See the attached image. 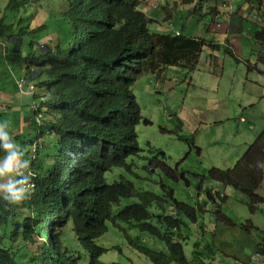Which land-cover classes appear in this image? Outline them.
I'll return each mask as SVG.
<instances>
[{"label":"clouds","instance_id":"9594fccd","mask_svg":"<svg viewBox=\"0 0 264 264\" xmlns=\"http://www.w3.org/2000/svg\"><path fill=\"white\" fill-rule=\"evenodd\" d=\"M245 4L249 0H242L240 8L237 0H0V51L8 69L14 73L17 66L20 73L14 74L16 91H0V264H146L140 254L152 264H264V221H256L243 193L251 219L245 213L237 222L223 213L232 196L231 187L212 176L218 166L202 176L206 201L199 207L179 200L164 182L161 194L136 185L154 182L159 168L181 180L178 169L166 165V153L150 144L141 148L139 127L153 121L144 115L135 89L150 94L156 87L163 93L173 84L167 68L196 75L207 65L205 57L208 71L216 75L215 53L223 42L241 67L245 57L236 47L253 39V47L263 50L256 35L264 25L234 41L221 29L224 19L236 18ZM245 12L242 23L250 20L251 12ZM179 13L181 29L174 21ZM192 27L206 36L193 35ZM239 31L245 33L238 26L232 36ZM157 35L202 42L198 64H162L152 70ZM25 37L36 49L27 55L21 49ZM255 55L264 65V55L256 50ZM252 60L247 58L246 66L263 74ZM176 117L182 127V110ZM116 168L127 175L110 183L107 175ZM259 195L264 197L263 191ZM124 199L136 202L123 205ZM199 212L206 218L218 215V225H202ZM189 221L206 235L205 242L192 245L190 256ZM109 222L140 232L127 236L137 251L133 259L121 250L105 256L109 250L98 240ZM146 239L161 241L164 250L148 246Z\"/></svg>","mask_w":264,"mask_h":264},{"label":"rangeland","instance_id":"374dc122","mask_svg":"<svg viewBox=\"0 0 264 264\" xmlns=\"http://www.w3.org/2000/svg\"><path fill=\"white\" fill-rule=\"evenodd\" d=\"M1 12L2 6L0 5V14ZM174 21L175 25L181 29L182 14L179 13L176 20L174 17ZM240 30H245V33L239 31L230 39L234 41L236 36L244 34L246 36L248 34L247 23H242ZM250 41L255 42L253 39ZM218 43H222V40H219ZM21 49L23 55L36 50L32 47L28 37H25ZM255 49L264 55V49L258 47ZM211 51L207 48L206 53L212 55ZM251 52L254 53L255 50L252 49ZM215 54L217 58L216 75L208 71L210 60L205 57L203 64L207 63V65L200 66L196 75L177 66L167 68L164 73H167V77L173 84L169 90L163 93H157L156 87L152 88L150 94L135 89L139 103L146 110L144 115L153 121L152 125L139 127L141 148L148 149V144H150L151 147L160 150L159 154L166 153L169 157L165 162L166 165L174 171L178 169V173H180L178 178L181 180L175 181L167 172L159 168L153 175L154 182L137 181L136 185L143 190L161 194L160 182H164L168 188L174 189L179 200L196 207L205 205L206 201V195L200 192V186L204 182L202 176L207 175L212 168L217 166L224 170L234 168L246 154L250 145L264 131V88L253 85V82L257 81L264 86V80H262L264 78L260 79L255 73V69L250 71L246 66V56H244L245 61L240 67L238 60L227 53V46L224 42ZM238 54L243 56L239 50ZM253 56L255 60L252 62L258 63L262 67L258 57L255 54ZM0 71V91H16L14 74L20 76L19 68L14 67V73L11 72L5 64L1 51ZM182 72L183 74H181ZM176 81L178 84L175 88ZM154 82L155 80H152L151 84L153 85ZM180 110H182V118L185 121L182 127L179 126L181 122L176 117V113ZM255 111L262 117L261 124L257 123L258 120L251 119L250 113L253 114ZM178 137L185 140H180ZM153 155L152 153L149 156ZM184 173L186 174L185 179H181ZM121 174L127 175L122 168L114 169L107 175L108 181L114 182ZM175 174L177 175V173ZM260 191H263L264 194V183ZM228 193L232 196V200L224 205L226 209L223 213L237 222L244 220L245 213L251 219L252 213L246 204L247 197L232 188ZM134 202L136 201L133 199H124L123 205ZM254 214L258 216L257 222L264 221V208L256 209ZM209 215L210 217L206 218L200 213L199 222L214 229L218 225V215ZM197 225L198 223L195 225L192 221L188 222V227L192 229L189 232V245L186 247L188 256H190L191 247L193 248L192 245L196 241L203 239L205 242L206 235L202 236L201 229L196 228ZM123 226L127 228V225L123 224ZM108 227V232L98 240L100 245L109 250L105 256L108 257L121 250L126 258L133 259L137 251L129 246L127 236L136 238L140 232L130 229L122 231L111 222L108 223ZM198 232L201 234L200 239L196 237ZM211 238H213V234H211ZM211 241L214 246V241ZM145 243L155 249L164 250V244L161 241L151 242L146 239ZM139 256L146 264H152L145 256L141 254Z\"/></svg>","mask_w":264,"mask_h":264},{"label":"trees","instance_id":"16d2710c","mask_svg":"<svg viewBox=\"0 0 264 264\" xmlns=\"http://www.w3.org/2000/svg\"><path fill=\"white\" fill-rule=\"evenodd\" d=\"M256 37L264 45V29L262 32L257 33ZM153 39L157 43L159 50L157 55L150 61L152 70L158 69L162 64H183L191 68L198 64L203 46L202 42L166 35L153 36ZM212 172L213 178L225 187H231L237 192L247 195L251 200L249 207L252 212H255L256 206L258 209L259 205L264 204V197L259 195V190L264 181V131L250 145L246 154L237 162L233 169H214ZM149 199L150 197L148 196ZM164 228L166 231L169 229V222L165 224ZM156 230L160 232L158 228ZM165 235L161 237L164 241ZM260 253L264 255V240L260 245ZM162 261H165L164 254Z\"/></svg>","mask_w":264,"mask_h":264},{"label":"crops","instance_id":"0c3cea01","mask_svg":"<svg viewBox=\"0 0 264 264\" xmlns=\"http://www.w3.org/2000/svg\"><path fill=\"white\" fill-rule=\"evenodd\" d=\"M250 4L249 5H244L242 11H241V14H238L236 18H232L231 20H228V19H224L223 21V24H222V29H221V33L223 35H226L228 38H230L232 36V34L234 33V31H236V29L238 28V26H240V24H242V22L244 21L243 19V15L242 14H246L245 10L248 9L250 12H251V15H250V20L249 22L247 23L248 25V30H249V33L252 32L253 30L257 31L259 28H261L263 25H264V0H249ZM242 3V0H237V7L240 8L242 7L241 5ZM190 31L191 33H193V35L195 36H201V37H205L206 36V33L205 32H202V31H199L200 34H197L196 33V30H194V27L190 28ZM244 45L241 46L239 45L237 48V51H241L244 58V56H246V58H252V59H255V57L253 56L254 53L251 52L252 49L256 50L253 45L250 43V41H246L245 43H243ZM257 51V50H256ZM262 72L263 74H259L260 76V79L264 78V65H262ZM262 81V80H261ZM258 85H262L261 82H258ZM255 98V97H253ZM253 100V99H252ZM256 112V111H255ZM250 113L251 114V119H255V120H258L257 123L261 124V116H259L256 113ZM256 222V221H255ZM254 250V247L251 248V251Z\"/></svg>","mask_w":264,"mask_h":264}]
</instances>
